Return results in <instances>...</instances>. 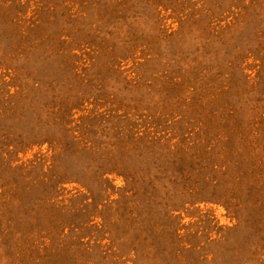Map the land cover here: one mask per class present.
<instances>
[{
    "label": "rangeland",
    "instance_id": "1",
    "mask_svg": "<svg viewBox=\"0 0 264 264\" xmlns=\"http://www.w3.org/2000/svg\"><path fill=\"white\" fill-rule=\"evenodd\" d=\"M0 264H264V0H0Z\"/></svg>",
    "mask_w": 264,
    "mask_h": 264
}]
</instances>
